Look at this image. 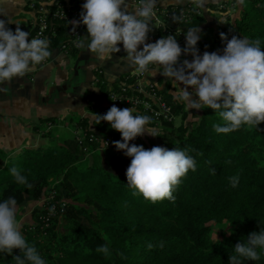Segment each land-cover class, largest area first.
Instances as JSON below:
<instances>
[{
	"label": "trees",
	"instance_id": "1",
	"mask_svg": "<svg viewBox=\"0 0 264 264\" xmlns=\"http://www.w3.org/2000/svg\"><path fill=\"white\" fill-rule=\"evenodd\" d=\"M58 2L49 5L51 12L66 3ZM165 8L173 14L170 22L174 27L163 23L155 35L167 36L170 31L179 40L180 30L185 39L188 29L198 27L201 38L197 48L201 55L205 51L222 52L220 33L229 39L237 35L260 40L264 48V0H244L240 15L216 26L206 25L205 15L194 3ZM179 11L186 13V19L179 17ZM49 22L44 36L49 50L64 45V50L75 54L66 20L52 16ZM17 26L29 32V39L36 33L31 21L8 25L13 31ZM124 82L133 84L134 78ZM120 83L114 82L108 89L100 78L98 90L85 95L88 106L96 108L98 115L105 114L112 106L111 93L120 92ZM157 94L169 108L159 120L161 136L152 141L141 136L129 143L145 149L163 146L186 150L195 159L196 170H189L182 178L173 192L174 200L152 203L134 194L125 176L130 158L113 144L99 149L88 139L91 132L111 136L112 142L121 139L106 122H98L97 114L93 121L97 131L89 129L83 118L76 123L81 130L76 138H50V144L24 147L15 156L0 149V202L13 197L20 205L27 196L39 200L54 194L50 203L34 209L33 221L20 229L46 264H228L234 245L246 242L249 233L264 228V123L217 133L214 125H223L218 112L200 109L186 122L185 104L162 89H157ZM134 114L149 116L138 105ZM41 122L51 125L56 119L46 117ZM155 125L152 121L149 124ZM12 167L20 170L31 187L15 181ZM234 176L238 177L235 187L230 181ZM51 205L55 206L54 212ZM218 225L228 227L216 239L213 227ZM101 245L108 246L109 254L97 251ZM17 255H22L18 249L12 255L0 253V264H15L12 256ZM242 264H264V252L259 260L242 259Z\"/></svg>",
	"mask_w": 264,
	"mask_h": 264
},
{
	"label": "clouds",
	"instance_id": "2",
	"mask_svg": "<svg viewBox=\"0 0 264 264\" xmlns=\"http://www.w3.org/2000/svg\"><path fill=\"white\" fill-rule=\"evenodd\" d=\"M201 2L197 0L198 4ZM238 2L243 5L244 0ZM156 6L157 0H138V6L130 11V0H85L79 19L69 21L73 32L80 24L86 26L87 36H78L76 46L105 60L121 52L122 45L128 63L137 72L153 71L150 66L162 69L160 75L171 78L178 88L173 93L174 99L185 104L187 110L210 108L218 112L223 125H214L217 133L226 134L242 126L257 127L264 123V48L260 40L237 35L229 39L225 33H220L224 44L222 52L205 51L201 55L197 48L201 30L195 27L187 30L183 48L172 34L146 42L149 33L156 28L152 26ZM9 24L10 21L0 19V84L23 77L32 66L51 55L46 38L29 39L28 31L20 26L13 31ZM182 54L191 55V61L180 62ZM134 111L132 107L118 108L113 104L105 114H97L98 122H106L120 133L121 139L112 144L130 158L125 176L134 194L152 203L174 200V190L189 170H196V161L186 150L163 146L145 149L142 145L130 144L145 134L161 136L157 128L148 127L149 116L134 114ZM10 172L18 184L31 187L16 167ZM230 181L235 187L238 177H231ZM20 228L17 201L9 197L0 202V253L12 255L13 250L18 249L22 255L12 256L15 264H46ZM233 250L228 264H242V259L259 260L264 252V228L249 233L246 242L236 243ZM97 251L109 254L107 245L99 246Z\"/></svg>",
	"mask_w": 264,
	"mask_h": 264
},
{
	"label": "crops",
	"instance_id": "3",
	"mask_svg": "<svg viewBox=\"0 0 264 264\" xmlns=\"http://www.w3.org/2000/svg\"><path fill=\"white\" fill-rule=\"evenodd\" d=\"M31 1L33 0H0V19H8L14 24L33 22L35 11L30 7ZM73 1L65 0L66 3ZM137 1L130 0V11L137 7ZM219 1L221 0H202L198 4L197 0H157V6H184L194 3L205 15L206 25L216 26L210 15L218 12ZM160 25L152 21V26L156 28L149 33L146 42H151V36L158 33ZM83 36H87L86 26ZM120 47L121 52L105 60H99L81 48L77 49L75 54H70L63 47L55 46L50 49L51 55L45 62L39 66H32L23 77L0 84V105L3 104L10 110L12 107L18 109L22 117L21 120L13 118L8 122L0 121V149L15 156L24 147L42 145L46 133L50 136L49 140L56 138L63 141L76 138L81 133L76 123L83 118L87 119L89 129L97 131L93 125L97 109L88 106L89 102L85 96L88 91L98 90L96 78L105 81L108 89L114 82L122 83L133 77V84L140 90L149 84H155L158 89L172 95L176 89L178 90L171 78L160 75L162 69L150 66L153 67V71L137 72L128 63L122 45ZM185 59L186 56L181 55L180 61ZM46 117L55 118L56 123L51 125L42 123L41 119Z\"/></svg>",
	"mask_w": 264,
	"mask_h": 264
},
{
	"label": "built area",
	"instance_id": "4",
	"mask_svg": "<svg viewBox=\"0 0 264 264\" xmlns=\"http://www.w3.org/2000/svg\"><path fill=\"white\" fill-rule=\"evenodd\" d=\"M85 2V0H74L70 3H65V5L59 6L54 12H51L49 9V5H55L58 0H33L30 3V7L35 11V18L33 19L32 25L36 27V33L33 37H41L44 38L45 31L48 29L50 22L49 19L52 16H57L59 18H63L67 23V33L69 34V40L71 46L75 49H79L77 47V41L79 39L78 36H83V31L85 26L80 24L75 28L73 32V26L69 21L78 20L79 14L81 12V5ZM138 6V1L136 2ZM231 6V3L224 2L219 4V8L225 9L227 6ZM156 15L153 19L155 22L159 24H163L164 20L170 21L172 17V13L170 10L165 7L156 6L155 9ZM179 17L181 19H186V13L184 11L178 12ZM167 33L170 34V31ZM177 34L181 36L177 42L179 45L185 44V39H183L184 35L180 30H177ZM161 36L153 35L151 36V42H155ZM64 49V45H62ZM199 54H201L199 52ZM192 59V58H191ZM191 61V60H190ZM45 62V60L43 61ZM182 62V61H180ZM100 79L96 78V83L99 82ZM157 86L155 84H149L145 89L140 90L135 84H128L127 82L120 83V92H113L109 97V103L111 105L115 104V106L128 105L132 107L134 110L136 106H141L142 111L148 113L151 121L155 124L159 123L161 116H165L168 114V106L161 96L157 94ZM92 108H94L92 106ZM89 141L96 142L99 149L106 148V142L108 143V147L112 145V137L111 136H103L98 132H91L88 136ZM106 141V142H105ZM54 198L53 192L45 197L43 203H50ZM42 203V204H43ZM55 206L51 205V212H54Z\"/></svg>",
	"mask_w": 264,
	"mask_h": 264
},
{
	"label": "rangeland",
	"instance_id": "5",
	"mask_svg": "<svg viewBox=\"0 0 264 264\" xmlns=\"http://www.w3.org/2000/svg\"><path fill=\"white\" fill-rule=\"evenodd\" d=\"M11 1V0H10ZM224 2H228L231 3V6H227L225 9L223 8H219V4L220 3H224ZM217 10H218V14H211L210 17L213 19L214 23H216V25L218 24H223V22L228 19L230 21H232L233 19H235L238 15H240V10H241V4L238 2V0H221L217 3ZM185 57V55H184ZM191 56H186V59H190L191 60ZM177 90V89H176ZM189 91H192V89H189ZM187 110V108H186ZM200 110H187V119L186 122H188L189 120L195 118V114L199 113ZM17 116V117H16ZM13 118H17V120H21L22 117L20 116V112L18 109L12 107V109H7L5 105H0V121H5L8 122L10 121V119ZM175 122L178 123V118L175 119ZM46 126V125H45ZM148 127H152V126H148ZM154 128H157L158 130L160 129L159 123H157L155 126H153ZM49 135L46 136V138L44 139V143L43 144H50V140ZM143 137L148 140V141H152L153 137L149 136L147 134L143 135ZM42 144V145H43ZM63 196L66 195V190H64L63 188L61 189ZM46 196H42L41 199L39 200H35L32 196H27L25 198V200L20 204L17 205V219L21 225V227L27 223H31L33 221V211L36 208L41 207L43 200L45 199ZM66 197V196H65ZM228 225H218L213 227V232H214V238L219 236V233L221 231H225L227 229ZM21 229V228H20Z\"/></svg>",
	"mask_w": 264,
	"mask_h": 264
},
{
	"label": "water",
	"instance_id": "6",
	"mask_svg": "<svg viewBox=\"0 0 264 264\" xmlns=\"http://www.w3.org/2000/svg\"><path fill=\"white\" fill-rule=\"evenodd\" d=\"M164 23L169 27H174V25L170 21L164 20Z\"/></svg>",
	"mask_w": 264,
	"mask_h": 264
}]
</instances>
